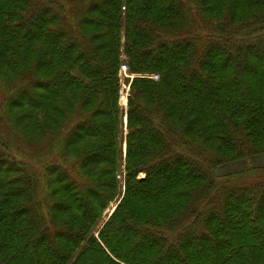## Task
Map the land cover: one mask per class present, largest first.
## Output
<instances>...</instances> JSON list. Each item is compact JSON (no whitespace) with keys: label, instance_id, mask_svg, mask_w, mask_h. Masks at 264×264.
Masks as SVG:
<instances>
[{"label":"trees","instance_id":"16d2710c","mask_svg":"<svg viewBox=\"0 0 264 264\" xmlns=\"http://www.w3.org/2000/svg\"><path fill=\"white\" fill-rule=\"evenodd\" d=\"M2 119L0 264H264V0H0Z\"/></svg>","mask_w":264,"mask_h":264},{"label":"rangeland","instance_id":"374dc122","mask_svg":"<svg viewBox=\"0 0 264 264\" xmlns=\"http://www.w3.org/2000/svg\"><path fill=\"white\" fill-rule=\"evenodd\" d=\"M122 60H123V58H120V63ZM137 76H140V78H147V79H149L150 76H157L158 77L157 80H153V81L159 80V75L157 73H141V75L140 74L135 75L134 73H128V77H125V78L122 74V76L120 77L122 79V81H120V78L118 75L119 84H120L119 105L121 106V108L124 109L125 115H126V110H127V98L129 96V93H130V85H131L133 78H135ZM125 115L123 117V131H122L124 137L127 134ZM4 122H5V120L2 119V124L0 123V153L8 156L9 154H12L13 147L15 146V144L17 142L16 140H14V138H17V136H16L17 133L14 132L10 128V126ZM13 134H14V136H13ZM123 136H122V138L124 140ZM123 140H121L122 159H121L120 164H119V170L115 174L116 194H115L114 198L112 199V201L108 204V206L102 212L101 217L99 218V220L97 221L95 226H93V228H92V235L96 238L98 236V231L101 229V227L105 223V221L110 217V215L114 211L115 207L119 204V202L121 201V199L123 198L124 193H125L126 175H127V172L125 169V148H126V145H125V142ZM6 144L9 146V149H6ZM254 160H256V161L254 162ZM32 162H33L32 163L33 165H36L37 160L34 159ZM244 162L246 163L247 167H252V166L263 167L264 166V154L255 156V157H253L247 161H244ZM244 168H245V165H241V166L229 165V166L221 169L220 173L233 172V171H237V170L244 169ZM7 170L8 169L6 167H3L1 169V172L4 173ZM143 177H144V173L140 172L137 174L136 179L139 180V179H142Z\"/></svg>","mask_w":264,"mask_h":264},{"label":"built area","instance_id":"2783aa9c","mask_svg":"<svg viewBox=\"0 0 264 264\" xmlns=\"http://www.w3.org/2000/svg\"><path fill=\"white\" fill-rule=\"evenodd\" d=\"M122 74H123L124 77H128V75H127L128 74V67L125 64H121L120 65L119 76L121 77ZM149 78L152 79V80H157L158 77L157 76H150Z\"/></svg>","mask_w":264,"mask_h":264},{"label":"bare ground","instance_id":"6f19581e","mask_svg":"<svg viewBox=\"0 0 264 264\" xmlns=\"http://www.w3.org/2000/svg\"><path fill=\"white\" fill-rule=\"evenodd\" d=\"M119 68H120V66H119ZM119 70V69H118ZM150 80H152V79H150Z\"/></svg>","mask_w":264,"mask_h":264}]
</instances>
